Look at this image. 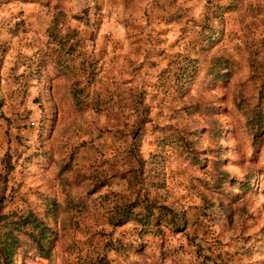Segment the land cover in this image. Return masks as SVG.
Instances as JSON below:
<instances>
[{"label":"rangeland","instance_id":"1","mask_svg":"<svg viewBox=\"0 0 264 264\" xmlns=\"http://www.w3.org/2000/svg\"><path fill=\"white\" fill-rule=\"evenodd\" d=\"M57 14L67 30H89L87 55L100 59L79 104L48 42ZM209 70L231 73L209 84ZM252 70L264 79V0H0V213L33 208L57 231L49 258L24 237L13 264H264V139L254 143L235 103V94L257 102ZM220 151L245 185L212 179ZM152 155L165 157V189L152 187V167H163ZM141 188L176 225L109 223ZM92 196L95 213L85 205L54 219L45 207Z\"/></svg>","mask_w":264,"mask_h":264},{"label":"trees","instance_id":"2","mask_svg":"<svg viewBox=\"0 0 264 264\" xmlns=\"http://www.w3.org/2000/svg\"><path fill=\"white\" fill-rule=\"evenodd\" d=\"M64 19L61 14H57L52 24L48 27L49 43H53L52 54H54L56 61V69L58 74L63 76L70 83L71 94L76 104H79L81 99V93L85 88H82V80L87 79V86L91 89L95 86L99 75L100 59H90L87 55L88 51L84 44V39L80 37V33L77 29L67 30L64 25ZM41 67V66H39ZM209 75L206 76L208 83L223 82L229 79V71L220 72L215 70H209ZM38 80L42 83L44 79V69L38 68ZM262 72L258 70H252V78L261 82L259 87V95L257 96V102L252 104L249 100L242 97L241 94H235V103L242 113L246 116V124L249 134L252 135L254 143H261L264 139V79H261ZM83 89V90H82ZM83 96V95H82ZM83 98V97H82ZM85 99V98H84ZM79 100V101H78ZM209 126L218 131V136L221 138V123L217 122L216 118H206ZM195 144H190V152L194 156L196 164H201L202 150L197 145L198 139L193 140ZM189 146V145H188ZM152 158H156L155 162L163 163L165 157L163 155H152ZM222 152L217 153V157L213 161L215 173L212 179L216 181L221 187L228 182H234V185L242 184L241 180L233 179L231 173L224 169L223 161H221ZM142 161V160H140ZM143 162V161H142ZM144 165L141 164V171H134V177H132L131 183L133 185H139L141 183L140 178L145 171ZM65 170V169H64ZM72 169H70L71 171ZM143 171V173H142ZM67 177H64V179ZM249 178V176H248ZM67 180V179H66ZM168 174L167 169L164 166L156 168L152 167V187H160L165 189L167 187ZM67 187H71L72 182H68ZM96 191L100 186H96ZM142 188L139 190L140 194L133 201L124 202L121 205H115L112 212L108 216L109 223L116 227L125 226L128 223L134 221L137 223L144 232H152L154 228L164 224L176 225V216L172 214V210L166 205H157L150 201L149 197H144L142 194ZM93 195L94 193L91 192ZM66 203L57 202L54 198L45 199V207L50 216L57 219V215L60 214L62 209L70 210L72 208H79V206L86 205V211H93L95 213L99 207L97 201L100 199L92 196L88 199L87 203L77 202L74 198ZM3 199L0 200L2 203ZM144 212H136L137 207H143ZM157 206L161 209L157 212ZM78 209V210H79ZM158 213V214H157ZM173 213H176L175 211ZM55 232L33 208H30L27 212H21L13 210L7 213H0V264H13L15 257L18 253V248L27 242L32 241L29 247L35 251L39 256L43 258H49L52 252L53 244L56 240Z\"/></svg>","mask_w":264,"mask_h":264},{"label":"crops","instance_id":"3","mask_svg":"<svg viewBox=\"0 0 264 264\" xmlns=\"http://www.w3.org/2000/svg\"><path fill=\"white\" fill-rule=\"evenodd\" d=\"M53 3H55V2H53ZM53 5H56V3L55 4H53ZM85 26H87V27H89V26H91V25H82V27H85ZM49 27V26H48ZM79 31V33L81 34L80 35V37H82V36H84V35H82L83 34V32H88L89 30L88 29H85V30H78ZM82 31V32H81ZM111 59V60H110ZM112 59H113V56H111V55H107V56H105L104 57V59H101V60H103V62L105 61V63H111V61H112ZM103 62H101L102 64H103ZM115 64V63H114ZM114 64H112V65H114ZM116 73V74H115ZM107 73H105V72H102L101 73V77H103V75H106ZM111 74L113 75H118V73H117V70H113L112 72H111Z\"/></svg>","mask_w":264,"mask_h":264}]
</instances>
